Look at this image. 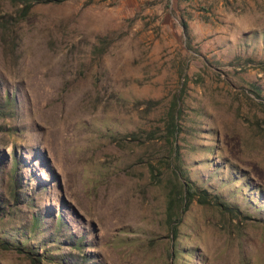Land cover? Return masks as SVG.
<instances>
[{"label": "rangeland", "instance_id": "1", "mask_svg": "<svg viewBox=\"0 0 264 264\" xmlns=\"http://www.w3.org/2000/svg\"><path fill=\"white\" fill-rule=\"evenodd\" d=\"M20 9L0 0V107L16 99L0 117V239L27 248L0 247V264H264V0H79L17 22ZM184 78L175 146L243 216L194 202L173 240L163 129ZM140 129L153 139L125 140ZM13 147L50 181L33 201L10 198Z\"/></svg>", "mask_w": 264, "mask_h": 264}, {"label": "trees", "instance_id": "2", "mask_svg": "<svg viewBox=\"0 0 264 264\" xmlns=\"http://www.w3.org/2000/svg\"><path fill=\"white\" fill-rule=\"evenodd\" d=\"M20 6V18L15 20L17 22L27 19L31 14L32 10L37 6L42 5H61L72 1L79 0H12ZM16 22V23H17ZM9 24V22H6ZM0 24L1 20H0ZM5 29L7 28L4 27ZM248 62H252L251 60ZM248 64V63H247ZM249 65V64H248ZM257 66H264V63H257ZM187 83L184 78V82L178 93L174 95L170 101L168 111L165 118V125L163 129L164 139L171 146V158L176 162L175 166L171 167L173 172V179L168 183V200L165 211V220L169 232L173 236V240H176L179 236L180 226L183 223V217L188 212L191 205L196 202L202 206H212L218 208L221 211L232 214L233 216L242 215V211L238 208H234L229 202H227L224 197L220 194L211 193L209 191V186L207 187L204 184L198 183V181L192 179L190 176V171L188 168L184 167V160L182 159L181 153L178 146H175V142L178 140L179 136L183 133V104H184V91ZM250 90L253 92L256 98H260L262 95L261 87L256 83H250ZM263 102L264 99L262 98ZM6 106L5 108L0 107V117L7 116L9 111L6 109L8 106H14L16 104L15 97H10L6 95L4 99ZM161 104L160 101H140L138 105L145 106L146 111H152ZM264 104V103H263ZM5 112V114H3ZM145 134L148 135L149 139H153L151 136L154 132H147L144 130H138L125 135V140L129 142H139L143 143ZM13 157V168L11 172V191L10 198L17 204L22 199H26V202L29 200L33 201L31 194L38 193L39 191L47 190L50 181H42L39 174L36 172L34 164L26 163L25 158L17 153L15 148L12 149ZM35 167V168H34ZM151 173L158 182H162L160 177V171L151 165ZM28 172L29 175H26L25 172ZM159 178V179H158ZM248 185V184H247ZM30 195V196H29ZM243 216V215H242ZM245 218H250L245 216ZM39 218L33 219V227L37 228L41 225ZM67 221L62 213L57 215L56 226L58 228V233L66 230ZM5 240V241H4ZM22 244V249L17 247ZM78 244V243H77ZM15 246L17 250H23L27 248V243L16 241V243L6 242V239H0V247L3 248H12ZM77 246V245H76ZM78 247L80 245L78 244ZM25 251V250H23ZM27 251V250H26ZM177 250H170V255L173 257L177 255ZM33 254V253H31Z\"/></svg>", "mask_w": 264, "mask_h": 264}]
</instances>
